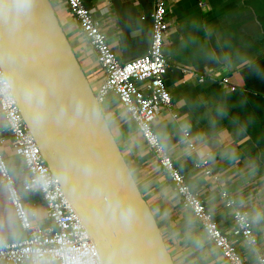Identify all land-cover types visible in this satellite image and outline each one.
<instances>
[{"label": "crops", "instance_id": "0c3cea01", "mask_svg": "<svg viewBox=\"0 0 264 264\" xmlns=\"http://www.w3.org/2000/svg\"><path fill=\"white\" fill-rule=\"evenodd\" d=\"M49 1L95 93L104 71L64 1ZM82 1L120 62L146 53L153 0ZM167 20L164 81L172 107L155 120V132L224 232L232 227L233 209L225 206L223 193L248 213L256 247L239 241L236 246L244 264H255L256 252L264 253V0H167ZM100 106L174 264H227L161 173L116 96L110 93ZM3 126L0 115V130ZM184 131L195 151L187 148ZM1 140V153L19 181L24 167L9 139ZM206 152L215 180L193 170ZM24 194L31 223L46 226L40 196ZM1 238L19 241L23 234L0 185Z\"/></svg>", "mask_w": 264, "mask_h": 264}, {"label": "water", "instance_id": "95a60500", "mask_svg": "<svg viewBox=\"0 0 264 264\" xmlns=\"http://www.w3.org/2000/svg\"><path fill=\"white\" fill-rule=\"evenodd\" d=\"M0 69L101 263L174 264L49 0H0Z\"/></svg>", "mask_w": 264, "mask_h": 264}, {"label": "built area", "instance_id": "2783aa9c", "mask_svg": "<svg viewBox=\"0 0 264 264\" xmlns=\"http://www.w3.org/2000/svg\"><path fill=\"white\" fill-rule=\"evenodd\" d=\"M77 23L82 36L93 51L105 77L95 92L101 105L113 93L122 110L135 127L144 146L150 150L163 176L198 223L207 240L227 264H244L236 242L256 247V238L247 212L236 209L233 197L223 193L227 208L233 209L232 227L224 232L206 208L200 195L187 183L175 166L172 156L155 132V120L172 107V98L164 81L169 64L164 44L169 28L167 0H153L150 14V41L146 53L128 63L120 62L112 52L107 38L82 0H63ZM0 115L6 136L15 155L22 163L25 176L16 181L0 150V185L12 207L15 221L23 238L19 241L0 239V264H102L94 243L67 199L59 181L49 171L40 149L25 125L11 87L0 69ZM185 143L195 151L194 143L184 131ZM193 170L215 180L209 152L195 159ZM23 193L40 196L48 224H32L28 217ZM255 264H264V253L256 252Z\"/></svg>", "mask_w": 264, "mask_h": 264}]
</instances>
